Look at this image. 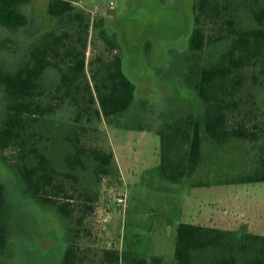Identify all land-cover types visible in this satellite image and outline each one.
Segmentation results:
<instances>
[{
	"label": "trees",
	"instance_id": "1",
	"mask_svg": "<svg viewBox=\"0 0 264 264\" xmlns=\"http://www.w3.org/2000/svg\"><path fill=\"white\" fill-rule=\"evenodd\" d=\"M27 1L0 0V25L26 26L21 5ZM80 1L49 0L50 27L24 59L0 70L5 103L0 152L15 154L10 165L15 191L0 179V264L9 258L5 208L11 191L58 217L59 264H164L165 257L121 250L114 245L119 241L103 247L81 244L98 225L102 183L108 189L123 184L101 124L129 127L123 122L133 117L125 114L138 88L124 69L122 37L110 18L79 8ZM229 3L193 0L192 57L184 62L182 77L196 95L192 106L166 115L156 131L161 146L154 168L169 183L164 191L264 182V3L243 0L246 24ZM89 41L98 53L87 62ZM48 71L58 73L59 80L47 81ZM57 115L67 121L54 132ZM173 259L175 264H264V234L181 221Z\"/></svg>",
	"mask_w": 264,
	"mask_h": 264
},
{
	"label": "rangeland",
	"instance_id": "2",
	"mask_svg": "<svg viewBox=\"0 0 264 264\" xmlns=\"http://www.w3.org/2000/svg\"><path fill=\"white\" fill-rule=\"evenodd\" d=\"M48 1L28 0L21 5L28 16L26 26L12 29L0 25V70L13 65L12 60L20 61L21 56L24 59L50 27L53 19L46 10ZM114 1L115 8L102 13L116 16L112 27L122 37L124 69L138 89L133 106L125 114L133 117L123 122L129 127L101 124L109 133L125 178L121 186L110 189L102 183L96 214L98 225L81 244L103 247L109 241H119L114 245L123 251L161 256L166 259L164 264H175L177 226L181 221L196 219L194 223L264 234V182L197 187L171 193L162 190L169 183L159 178L154 168L161 146L156 131L166 115H175L177 110L192 106L196 95L193 85L182 77L187 70L184 62L192 57L188 49L191 0ZM107 2L82 0L77 6L96 16ZM229 5L233 11L237 8L241 12L242 24L248 23L243 0H230ZM90 41L85 53L87 62L98 53ZM86 70L93 87L90 65ZM59 77L55 71L46 73L47 81H58ZM2 92L0 88V114L5 104ZM66 121V117H54V132L60 131ZM14 157L10 150L0 152V179L11 187L9 190L15 191L10 170ZM14 191L9 192L5 208L10 234L8 264H59L63 232L58 217ZM124 192L128 195L126 207L117 205L113 198ZM192 207L199 208L198 213Z\"/></svg>",
	"mask_w": 264,
	"mask_h": 264
},
{
	"label": "built area",
	"instance_id": "3",
	"mask_svg": "<svg viewBox=\"0 0 264 264\" xmlns=\"http://www.w3.org/2000/svg\"><path fill=\"white\" fill-rule=\"evenodd\" d=\"M115 1L114 0H108L107 3L104 4V6L101 9V12L107 11V10H111L115 8ZM114 201L117 205L126 207L127 206V202H128V195L126 194V192L119 194V195H114ZM113 244L112 241H109L108 245L111 246Z\"/></svg>",
	"mask_w": 264,
	"mask_h": 264
},
{
	"label": "crops",
	"instance_id": "4",
	"mask_svg": "<svg viewBox=\"0 0 264 264\" xmlns=\"http://www.w3.org/2000/svg\"><path fill=\"white\" fill-rule=\"evenodd\" d=\"M116 158H117V155H116ZM117 160H118V159H117ZM120 169H121V167H120ZM121 172H122L123 178H125V176H124V172H123L122 169H121ZM192 202H193V201H192ZM194 207H195V205H194ZM194 207H192L191 210H197V213H198L199 208H197V209L195 208V209H194ZM191 212H193V211H191ZM191 215L196 216V214H193V213H191ZM197 217H198V216H197ZM195 220H196V219H195ZM195 220H193V219L191 220V219H190V221L193 222V223L195 222Z\"/></svg>",
	"mask_w": 264,
	"mask_h": 264
},
{
	"label": "flooded vegetation",
	"instance_id": "5",
	"mask_svg": "<svg viewBox=\"0 0 264 264\" xmlns=\"http://www.w3.org/2000/svg\"><path fill=\"white\" fill-rule=\"evenodd\" d=\"M189 7H193V0H191V3L188 5ZM110 18V22H112V23H114V20L116 19V16H114V17H109Z\"/></svg>",
	"mask_w": 264,
	"mask_h": 264
}]
</instances>
